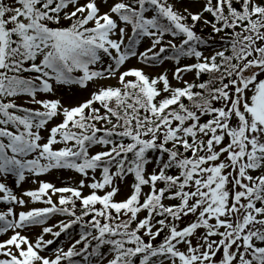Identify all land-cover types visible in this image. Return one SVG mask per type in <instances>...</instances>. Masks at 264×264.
Segmentation results:
<instances>
[{"label": "snow or ice", "instance_id": "6c2138e0", "mask_svg": "<svg viewBox=\"0 0 264 264\" xmlns=\"http://www.w3.org/2000/svg\"><path fill=\"white\" fill-rule=\"evenodd\" d=\"M0 264H264V0H0Z\"/></svg>", "mask_w": 264, "mask_h": 264}, {"label": "rangeland", "instance_id": "374dc122", "mask_svg": "<svg viewBox=\"0 0 264 264\" xmlns=\"http://www.w3.org/2000/svg\"><path fill=\"white\" fill-rule=\"evenodd\" d=\"M46 179L51 180L54 183H56L58 186H60L61 185L62 174L53 173V174L47 176ZM25 187H28V185H25ZM32 187H35V185H32Z\"/></svg>", "mask_w": 264, "mask_h": 264}]
</instances>
